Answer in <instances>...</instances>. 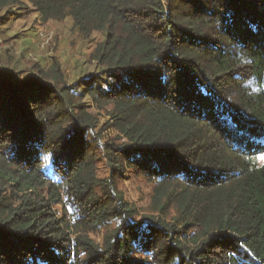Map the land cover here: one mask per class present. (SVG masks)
I'll list each match as a JSON object with an SVG mask.
<instances>
[{
  "label": "trees",
  "instance_id": "obj_1",
  "mask_svg": "<svg viewBox=\"0 0 264 264\" xmlns=\"http://www.w3.org/2000/svg\"><path fill=\"white\" fill-rule=\"evenodd\" d=\"M31 15L94 44L72 81L0 49V264H264V0H0V35Z\"/></svg>",
  "mask_w": 264,
  "mask_h": 264
},
{
  "label": "rangeland",
  "instance_id": "obj_2",
  "mask_svg": "<svg viewBox=\"0 0 264 264\" xmlns=\"http://www.w3.org/2000/svg\"><path fill=\"white\" fill-rule=\"evenodd\" d=\"M5 34L0 36V49L8 50L9 55L14 58L22 55L24 59L31 61L43 60V64L50 65L51 59L56 57L65 63V74L68 81H72L77 66L81 65L83 61L87 59L88 47H92V44L63 43V26L48 24L42 25L35 15H31L28 19H10V21L3 26ZM63 34V35H62ZM4 37L12 38L9 43L3 42ZM95 41H100L101 36L98 34L93 35ZM25 61V60H24ZM77 62L79 65H75ZM6 64H3V66ZM26 67L23 62L19 65V68ZM25 69V68H24ZM88 105L90 111H94L93 108ZM47 163V160H45ZM126 193L128 198L140 209L147 205L148 190L143 186H129L127 184Z\"/></svg>",
  "mask_w": 264,
  "mask_h": 264
}]
</instances>
